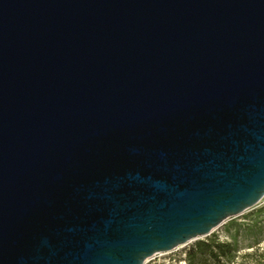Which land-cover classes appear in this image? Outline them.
I'll list each match as a JSON object with an SVG mask.
<instances>
[{"label":"water","instance_id":"water-1","mask_svg":"<svg viewBox=\"0 0 264 264\" xmlns=\"http://www.w3.org/2000/svg\"><path fill=\"white\" fill-rule=\"evenodd\" d=\"M264 198V0H0V264H144Z\"/></svg>","mask_w":264,"mask_h":264},{"label":"rangeland","instance_id":"rangeland-1","mask_svg":"<svg viewBox=\"0 0 264 264\" xmlns=\"http://www.w3.org/2000/svg\"><path fill=\"white\" fill-rule=\"evenodd\" d=\"M209 241L225 244L231 250L228 259L222 258V262L230 260L231 264H237L250 260L244 258V255L264 248V198L240 216L224 221L209 236L200 237L173 251L159 254L145 264H189L190 254L197 252L199 244ZM205 259L207 257L204 255L198 256L196 264H202ZM192 260L194 261V258Z\"/></svg>","mask_w":264,"mask_h":264},{"label":"trees","instance_id":"trees-1","mask_svg":"<svg viewBox=\"0 0 264 264\" xmlns=\"http://www.w3.org/2000/svg\"><path fill=\"white\" fill-rule=\"evenodd\" d=\"M231 250L225 244L218 243L216 241H209L207 243L202 242L197 247V252L190 254L189 264H196L195 261L198 256L204 255L207 259L203 260L202 264H231L228 260L222 262V258L228 259ZM194 258V261L192 260ZM244 258L250 260L241 261L237 264H264V248L256 249L252 254L244 255ZM200 263V261L198 262ZM235 264V263H234Z\"/></svg>","mask_w":264,"mask_h":264},{"label":"built area","instance_id":"built-area-1","mask_svg":"<svg viewBox=\"0 0 264 264\" xmlns=\"http://www.w3.org/2000/svg\"><path fill=\"white\" fill-rule=\"evenodd\" d=\"M157 255H159V254H156V255H154V256L148 258V259L144 262V264L147 263L148 261H150L151 259H153L154 257H156Z\"/></svg>","mask_w":264,"mask_h":264}]
</instances>
